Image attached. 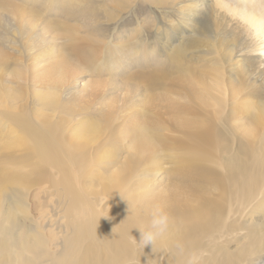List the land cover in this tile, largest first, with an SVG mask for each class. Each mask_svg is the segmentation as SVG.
Instances as JSON below:
<instances>
[{"label":"bare ground","instance_id":"1","mask_svg":"<svg viewBox=\"0 0 264 264\" xmlns=\"http://www.w3.org/2000/svg\"><path fill=\"white\" fill-rule=\"evenodd\" d=\"M245 1L191 0L207 13L173 53L135 48L142 24L91 34L131 0H0V264H181L178 241L199 264H264V2ZM42 4L79 29L40 23ZM153 205L171 225L142 249Z\"/></svg>","mask_w":264,"mask_h":264},{"label":"rangeland","instance_id":"2","mask_svg":"<svg viewBox=\"0 0 264 264\" xmlns=\"http://www.w3.org/2000/svg\"><path fill=\"white\" fill-rule=\"evenodd\" d=\"M117 1L118 0H108V3L109 4H112V3L115 4V3H117ZM122 1L124 2V0H122ZM131 1H132L131 5L129 7L124 6V11L119 16L115 12H113L111 16H108L107 13L100 11V13H98V15H97V18H99V21H100V25H98V27H96L94 25L87 27L91 30V34H94V35L106 34L109 36V35L115 34V32H120V31H128V34H131V32L134 28H138V25L142 24V32L140 31L139 33H137V34H140V33L141 34L138 37H136L135 39H132V41H131V43L136 42V45H134L135 48L138 47L139 44L145 45L146 47L158 46V42H157L158 38L161 39L164 37L165 42L168 43L171 46V48H173V53H174L175 50L181 46V44H180L181 42L178 40L174 41L173 40L174 37L171 38L170 36L171 35L177 36L180 34H184V32L187 34V37H190L191 35L192 36L193 35L194 36L199 35V28L198 27H199V23H200L202 14L207 13L205 11L202 12L201 8L194 9L193 7H190V9H189L188 7H186L189 9V10H187L188 12L186 10H184L183 8H185V6L190 5L191 0H169V1L167 0L166 2H168V4L165 2L167 4L166 6L163 5L165 3H161V2H164V0H131ZM205 2H208V1H205ZM250 2H253V1L247 0V2L245 1V3H242V4H249ZM263 2H264V0H261L259 3L262 4ZM200 3H202V2H200ZM21 4H25V3H20V6H21ZM113 6L116 7L115 5H113ZM182 6H184V7H182ZM33 7H34L33 17L35 19H37L38 21H40V23L41 22H43V23L47 22L48 23V21H45L44 19H46V20L53 19L58 23V25L60 24L62 26V28H63V26L68 25L67 23L69 22L72 26L79 29V26L76 23L80 21L79 20L80 18L77 16H74V14H72V13L69 14L67 12V10L59 11V14L57 17H50V16H48V15H50V13H49L50 11L44 10L43 4L39 7L33 5ZM206 7H208V6H206ZM182 9L185 12V14H184L185 16L191 15L190 16L191 20L189 21L188 26L184 27L183 29H181V27H183V25H177V24H181V22H182L180 19V16L181 17L184 16L182 14L180 16L178 15V13L180 14L183 12ZM203 9H205V8H203ZM36 12L38 13V15L42 16L43 18H40ZM229 18L227 19V21H229ZM108 19H109V21H107ZM234 20H236V19H234ZM191 21H193V22H191ZM197 21H198V24L196 25ZM228 25H229L228 28H231L232 22H229ZM85 27H86V25H85ZM229 30H231V29H229ZM181 31H182V33H181ZM134 36H136V34H134ZM61 46H62V44L59 47H61ZM193 54H194V51H191L190 56H192ZM18 64L19 63H16L14 61H11V62L9 61L7 63L9 71H11V70L17 71L18 69L19 70L25 69V68H23L22 65L19 64L20 65L19 66ZM171 64H172V70L173 71L181 68L182 66H185L183 64L178 63L174 57H172ZM156 68H158V67H156ZM156 70H158V69H156ZM87 71L90 72L91 70L89 68H83V72L85 73V75L89 74ZM150 72H152V70H150ZM89 77H91V76H89ZM89 77L86 76L87 79ZM92 78H94V77H92ZM27 83L21 82V84H20V81H17L18 85L26 87V90L30 91V85H29V83L28 84ZM138 83H140V82H138ZM138 83H136L137 86H138ZM8 85H10V84H8ZM142 90H143V88H142ZM21 104H23V102L20 101L18 103V106ZM29 107H30L29 112L31 114L35 110L41 111L40 105H36V104H33V105L30 104L29 105L28 104V108ZM140 117L144 118L143 114ZM161 159H162V161L164 159L163 162H165L166 161V154L165 155L162 154ZM165 180H168V178Z\"/></svg>","mask_w":264,"mask_h":264},{"label":"clouds","instance_id":"3","mask_svg":"<svg viewBox=\"0 0 264 264\" xmlns=\"http://www.w3.org/2000/svg\"><path fill=\"white\" fill-rule=\"evenodd\" d=\"M107 218L106 216H103ZM171 225V218L159 205H153L148 213V219L142 223L138 229L140 233L139 242L134 239L139 247L144 249L151 246L155 249L157 244L165 237ZM176 254L181 258V264H199V256L195 252H186L185 246L181 242L174 244Z\"/></svg>","mask_w":264,"mask_h":264}]
</instances>
